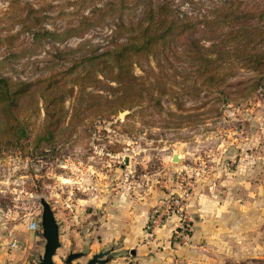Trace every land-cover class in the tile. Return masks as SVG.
Returning <instances> with one entry per match:
<instances>
[{
    "label": "rangeland",
    "instance_id": "rangeland-1",
    "mask_svg": "<svg viewBox=\"0 0 264 264\" xmlns=\"http://www.w3.org/2000/svg\"><path fill=\"white\" fill-rule=\"evenodd\" d=\"M226 1L174 5L200 19ZM145 2L0 0V76L34 82L87 52H104L115 38L123 40L119 24L138 22ZM153 66L142 61L135 74ZM239 76L234 82L249 74ZM72 104L70 97L50 142L37 144L41 112L27 120L33 131L25 139L0 145V264L22 258L28 240L33 253L23 261L42 252L35 251L38 237L45 243L41 229L30 228L41 222L42 200L60 227L56 264L71 253L84 254L74 264L100 253L105 264H264V87L229 103L185 101L180 110L169 102L160 114L111 117L101 109L70 124ZM168 111L191 113L194 123L178 127ZM157 199L141 219L138 206ZM173 199L186 217L172 215L154 229L153 216ZM121 225L130 230L116 231Z\"/></svg>",
    "mask_w": 264,
    "mask_h": 264
},
{
    "label": "trees",
    "instance_id": "trees-1",
    "mask_svg": "<svg viewBox=\"0 0 264 264\" xmlns=\"http://www.w3.org/2000/svg\"><path fill=\"white\" fill-rule=\"evenodd\" d=\"M175 1L146 0L135 25L119 24V33H126L123 40L115 38L104 52L92 50L72 59L55 75L34 82L0 76V145L25 139L33 131L27 120L41 112L37 144L50 142L67 117L70 97L73 124L101 109L105 117L124 111L144 114L147 109L160 114L165 103L180 110L185 101L229 103L237 93L248 97L264 87V0H227L200 19L181 12ZM142 61L155 66L143 68L139 76L134 67ZM241 72L249 77L234 82ZM166 113L176 118L178 127L194 123L191 113Z\"/></svg>",
    "mask_w": 264,
    "mask_h": 264
},
{
    "label": "water",
    "instance_id": "water-1",
    "mask_svg": "<svg viewBox=\"0 0 264 264\" xmlns=\"http://www.w3.org/2000/svg\"><path fill=\"white\" fill-rule=\"evenodd\" d=\"M174 161H179V157L175 156ZM42 206L43 214L40 224L42 237L45 239V245L43 255L39 259V264H56L54 258L58 249L61 247L60 227L49 204L42 200ZM83 255V253H71L65 260V264H74V260L83 257ZM104 256L105 254L103 253L97 254L93 256L88 264H105L106 262L103 260Z\"/></svg>",
    "mask_w": 264,
    "mask_h": 264
},
{
    "label": "built area",
    "instance_id": "built-area-1",
    "mask_svg": "<svg viewBox=\"0 0 264 264\" xmlns=\"http://www.w3.org/2000/svg\"><path fill=\"white\" fill-rule=\"evenodd\" d=\"M155 215L150 221L154 229L156 227L166 226L172 215L180 216V221H182L186 217V215L184 214V208L182 207V204L179 199H173L171 202L168 203L167 206H165V208H162ZM30 228L32 230L38 231L39 229H41V224L39 222L31 223ZM12 246L17 247V243L14 242Z\"/></svg>",
    "mask_w": 264,
    "mask_h": 264
},
{
    "label": "crops",
    "instance_id": "crops-1",
    "mask_svg": "<svg viewBox=\"0 0 264 264\" xmlns=\"http://www.w3.org/2000/svg\"><path fill=\"white\" fill-rule=\"evenodd\" d=\"M159 199H157V201H151V202H147V200L145 201V203L143 204V206H138V209L140 210L139 211V215H140V218L143 219L144 217L146 218L147 215H149L148 213L151 211V209L155 206L158 205V202ZM142 209V211H141ZM144 215V216H142ZM128 225H121V226H118V229L116 231H119V232H124V231H128L130 229L127 228ZM32 232H35V230H31ZM31 240V239H30ZM36 248L35 251H39V249H42V252L40 251V254L38 256V258L36 260H32L31 262H25L23 261V259L25 260L27 258V256L29 257L30 254H32L33 252L30 250L32 249V246L33 245H29V240L27 241L28 243V246L27 248L24 250L23 254L24 256L22 258H17L15 261L11 262L10 264H39V259L43 253V250H44V245L45 243L43 242V240L41 241V237H38L36 239ZM28 254V255H27ZM22 259V260H21ZM38 260V261H37Z\"/></svg>",
    "mask_w": 264,
    "mask_h": 264
}]
</instances>
